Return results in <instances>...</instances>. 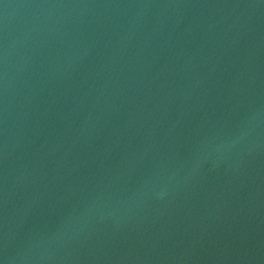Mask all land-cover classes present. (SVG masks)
Listing matches in <instances>:
<instances>
[{
    "label": "water",
    "instance_id": "obj_1",
    "mask_svg": "<svg viewBox=\"0 0 264 264\" xmlns=\"http://www.w3.org/2000/svg\"><path fill=\"white\" fill-rule=\"evenodd\" d=\"M0 264H264V0H0Z\"/></svg>",
    "mask_w": 264,
    "mask_h": 264
}]
</instances>
